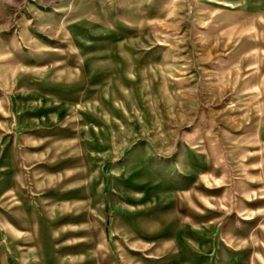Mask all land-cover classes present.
Segmentation results:
<instances>
[{"label": "rangeland", "instance_id": "obj_1", "mask_svg": "<svg viewBox=\"0 0 264 264\" xmlns=\"http://www.w3.org/2000/svg\"><path fill=\"white\" fill-rule=\"evenodd\" d=\"M233 255L264 264V0H0V264Z\"/></svg>", "mask_w": 264, "mask_h": 264}, {"label": "crops", "instance_id": "obj_2", "mask_svg": "<svg viewBox=\"0 0 264 264\" xmlns=\"http://www.w3.org/2000/svg\"><path fill=\"white\" fill-rule=\"evenodd\" d=\"M262 257V256H261ZM232 258V257H231ZM236 257H234V255H233V259H230L231 260V262H229L228 261V263L229 264H235L236 263ZM264 262V261H263ZM241 263L242 264H248V259H247V257H245L244 259H241Z\"/></svg>", "mask_w": 264, "mask_h": 264}]
</instances>
